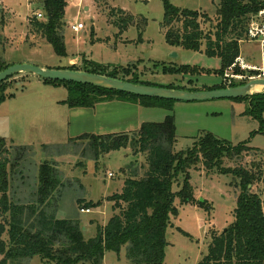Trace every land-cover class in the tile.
Segmentation results:
<instances>
[{
  "label": "rangeland",
  "instance_id": "obj_1",
  "mask_svg": "<svg viewBox=\"0 0 264 264\" xmlns=\"http://www.w3.org/2000/svg\"><path fill=\"white\" fill-rule=\"evenodd\" d=\"M170 2L181 9L204 11L214 19L220 0ZM67 5L64 16L66 51L65 56L60 57L52 45L39 35L31 34L30 21L42 10L39 0H0V62L11 66L58 69L68 67L73 60L72 65L78 69L88 64L103 67L107 74L117 71L120 76L129 74L126 77L130 78L135 75L152 85L197 91L244 81L237 79L238 75L231 70L225 76L217 74L222 67L219 58L170 47L161 29L165 14L163 0H98V3L95 0H75ZM120 10L133 15L139 22L143 17L146 19L141 37L136 26L124 32L115 26ZM41 13L43 18L39 21H45L44 13ZM258 21L264 24V18ZM78 23L84 24V29L76 34L72 26ZM262 50L259 41L249 40L241 44L240 53L246 66L261 70L251 74L249 68L238 64L245 74L242 77L258 74L264 78ZM6 86H9L7 95L12 97L0 106V138L6 141L10 152L0 156V161L5 158L10 161L9 201L25 207L35 203L40 187V169L47 164L58 184L44 207L46 213L57 219L78 222L85 238H94L98 228L105 227L115 214L109 198L122 192L128 178L145 176L149 168L145 153L129 147L102 155L95 161L88 143L75 145L71 141L84 134H93V127L86 125L89 119L74 112L79 109L73 110L62 103L69 97L64 86L46 84L31 74L17 75L8 80ZM261 93L264 88L252 91V95ZM169 107L144 108L140 124L162 123L172 116L176 129L173 153L188 152L203 137L212 134L234 146L248 143L261 150L264 157V134L260 133V122L246 114L247 101L175 102ZM255 160L249 156L244 163ZM223 166L233 169L237 163L224 159ZM183 181L182 176L178 177L172 185V192H178ZM189 182L194 188L195 201L206 204L202 208L194 204L181 205L176 200L178 211L171 215L172 226L167 229L164 264H198L206 254L210 232L225 231L237 206L238 191L233 186L232 175L220 174L216 168L209 171L200 164L191 171ZM80 201L82 204L101 202L102 205L90 209V213H82ZM8 218L9 214L4 216L0 210V223H5ZM3 239L8 241V235L4 234ZM2 260L0 255V262ZM9 264L54 263L35 257ZM104 264H129L127 246L119 255L107 251Z\"/></svg>",
  "mask_w": 264,
  "mask_h": 264
},
{
  "label": "trees",
  "instance_id": "obj_2",
  "mask_svg": "<svg viewBox=\"0 0 264 264\" xmlns=\"http://www.w3.org/2000/svg\"><path fill=\"white\" fill-rule=\"evenodd\" d=\"M39 1L45 21H39L33 16L30 21L31 34L36 37L39 35L54 47L58 56L64 57V16L68 1ZM95 2L98 3V0ZM163 2L165 14L161 29L170 47L201 52L209 58H219L222 67L217 74L225 76L226 72L231 70L235 75H245L238 65V59L241 57L240 46L250 40L251 23L264 11V0H220L214 19L204 11L181 9L174 6L170 0ZM119 12L121 14L115 21V26L121 32L136 26L141 37L146 19L143 17L141 24L133 15H127L122 10ZM94 33L92 30L93 35ZM10 66L0 62V72ZM58 70L83 71L134 84L161 87L143 82L135 75L130 78L126 77L129 74L120 76L117 71L107 74L103 67H91L88 64L83 69L70 66ZM248 72L260 73L253 70ZM253 76L258 74L250 77ZM42 80L53 86H64L69 97L62 103L70 108L90 109L112 101L134 103L144 108H170L169 106L175 103L109 91L91 85ZM7 81L0 84V106L12 97L7 95ZM246 83L247 80H244L229 86L224 84L205 90L233 88ZM165 88L197 91L185 87ZM235 100L248 102L246 114L260 122V133L264 134V93ZM71 141L75 145L78 142L88 143L95 161L102 155L134 148L145 153L149 168L141 178H128L124 182L122 192L109 198L113 203L114 216L105 227L98 228L94 238L86 239L78 222L57 219L55 215L46 213L44 207L58 184L49 165L44 164L40 169L38 200L25 207L9 201L7 189L10 161L7 158L0 161V210L4 216L9 214L5 223H0V255L3 256L0 264L35 257L54 264H104L107 251L119 255L124 246H127L129 264H164L167 229L172 226L171 215H176L178 211L175 207L176 200L178 199L181 205L194 204L205 207L206 202L195 201L194 188L189 182L191 171L200 164L209 171L216 168L220 174L232 175L238 197L227 229L220 233L210 232L206 254L198 264H264V157L258 148L251 147L248 143L234 146L207 134L188 152L173 153L171 149L176 143V129L172 116H168L162 123H144L133 133L100 136L84 134ZM9 152L6 141L0 138V156L9 155ZM249 156L256 160L245 164L244 160ZM224 159L237 163L236 168L224 167ZM180 176L184 179L182 188L174 193L172 185ZM79 204L81 209L86 210L102 205L101 202L82 204V201ZM206 209L209 210L208 207ZM32 217L35 219H31ZM4 234L8 235V241L3 239Z\"/></svg>",
  "mask_w": 264,
  "mask_h": 264
},
{
  "label": "water",
  "instance_id": "obj_3",
  "mask_svg": "<svg viewBox=\"0 0 264 264\" xmlns=\"http://www.w3.org/2000/svg\"><path fill=\"white\" fill-rule=\"evenodd\" d=\"M20 74L35 75L41 79L91 85L97 88L175 102H204L209 100H235L252 95L257 87L264 88V78L250 79L245 85L209 91H186L165 87L134 84L103 75L71 70L43 69L32 65H14L0 72V84Z\"/></svg>",
  "mask_w": 264,
  "mask_h": 264
},
{
  "label": "crops",
  "instance_id": "obj_4",
  "mask_svg": "<svg viewBox=\"0 0 264 264\" xmlns=\"http://www.w3.org/2000/svg\"><path fill=\"white\" fill-rule=\"evenodd\" d=\"M88 9V8H87ZM43 12V10H41ZM41 11L39 13H41ZM44 13V12H43ZM240 60L247 65L244 58L240 57ZM73 60L70 61V66H74ZM249 67L257 69L256 67L249 65ZM47 68V66H42ZM77 110L80 116L86 117L90 120V127H93V134L97 135H109L118 133H127L130 131L138 130L142 124L141 115L144 107L121 101H112L96 105L94 108H71ZM134 129V130H133Z\"/></svg>",
  "mask_w": 264,
  "mask_h": 264
},
{
  "label": "built area",
  "instance_id": "obj_5",
  "mask_svg": "<svg viewBox=\"0 0 264 264\" xmlns=\"http://www.w3.org/2000/svg\"><path fill=\"white\" fill-rule=\"evenodd\" d=\"M68 2H73L75 0H67ZM36 18L38 20H41L43 18V14L42 13H38L37 15H35ZM259 18H264V11H262L259 16H257L256 18H254V20L251 23L250 29H249V39L252 41H259L262 45V48H264V24L260 23L258 21ZM84 29V24L82 23H78L77 25L72 26V31L76 34H78L79 32H81ZM262 57L264 60V50H262ZM238 63L240 65H242V67H246L249 68L248 70H253V71H258L261 72L260 69H254L251 67H247L245 65V63H243L242 60L238 59ZM262 76H258V77H242V76H237V79L240 80H247V79H255V78H261ZM113 175L110 174V177H112ZM82 213H90L91 210H86V209H82L81 210Z\"/></svg>",
  "mask_w": 264,
  "mask_h": 264
},
{
  "label": "bare ground",
  "instance_id": "obj_6",
  "mask_svg": "<svg viewBox=\"0 0 264 264\" xmlns=\"http://www.w3.org/2000/svg\"><path fill=\"white\" fill-rule=\"evenodd\" d=\"M261 88H263V87H260V86H259V87L255 88V89H256V90H259V89H261Z\"/></svg>",
  "mask_w": 264,
  "mask_h": 264
}]
</instances>
